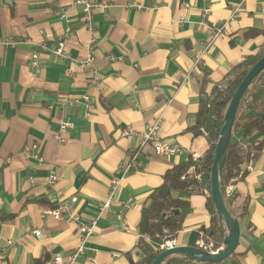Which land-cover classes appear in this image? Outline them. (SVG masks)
<instances>
[{"label":"crops","instance_id":"0c3cea01","mask_svg":"<svg viewBox=\"0 0 264 264\" xmlns=\"http://www.w3.org/2000/svg\"><path fill=\"white\" fill-rule=\"evenodd\" d=\"M97 1L109 6L94 11L91 42L76 0H0V264H59L55 255L77 250L78 226L44 214L58 204V190L66 201L77 197L73 206L83 221L96 222L76 264H148L138 247L144 204L169 169L209 149L206 134L190 129L203 78L208 92L264 42L262 34L246 35L264 27V0ZM63 39L64 59L55 53ZM34 49L40 50L39 70L29 64ZM90 51L97 83L80 66ZM160 116V137L180 148L174 155L140 147L139 135L122 133L126 126L141 132ZM66 120L73 126L61 144L56 133ZM260 137L255 132L245 141ZM33 144L43 161L35 149L25 153ZM135 151L142 167L125 169ZM52 171L54 186L48 184ZM114 178L118 188L102 210ZM208 192L187 197L191 207L175 245H196L209 227ZM226 192L235 212L247 210L237 248L243 264H264V150Z\"/></svg>","mask_w":264,"mask_h":264},{"label":"trees","instance_id":"16d2710c","mask_svg":"<svg viewBox=\"0 0 264 264\" xmlns=\"http://www.w3.org/2000/svg\"><path fill=\"white\" fill-rule=\"evenodd\" d=\"M257 33L264 36V27L262 29H250L246 35L251 36ZM263 56L264 42L255 55L245 58L226 79L215 84L208 92L206 90L208 81L203 78L197 122L190 129L195 134H206L210 144L209 149L204 157L196 160L190 158L188 161L169 169L164 175L163 183L149 195L144 204L138 247L143 251L144 260L148 264H152L162 252L159 248L160 244L166 240L175 239L182 229L184 210L191 207L187 197L194 193H205L206 189H209L207 207L210 211L211 220L203 237L207 243L213 244V249L223 245L228 230L225 220L218 213L210 193L215 148L224 124L226 110L236 89L253 65ZM255 132L261 134L259 140L247 143L245 139ZM239 133L242 136L240 139L235 137ZM263 150L264 70L253 80L241 100L220 178L221 191L226 206L239 221L246 216L247 210L243 208L241 212L237 213L231 208L226 192L227 187L246 173V165ZM190 166H195V171L192 173L188 171ZM163 264H243V262L242 255L236 250L226 259L215 263L196 261L185 255L174 254L168 256Z\"/></svg>","mask_w":264,"mask_h":264},{"label":"built area","instance_id":"2783aa9c","mask_svg":"<svg viewBox=\"0 0 264 264\" xmlns=\"http://www.w3.org/2000/svg\"><path fill=\"white\" fill-rule=\"evenodd\" d=\"M76 3L80 4L83 8V14H84V23L86 27L88 28L89 32L91 33V42H95L96 40V25L94 21V11L98 8H106L109 6L107 2H100L97 0H76ZM139 9H142V5L137 6ZM239 8H235L233 10V14L231 18H233ZM58 13L61 14L63 17H67L66 12H62L61 10H58ZM223 28H218L216 31V34H219L222 31ZM14 41L12 40H2V43H8ZM204 50L201 48L198 50V55L195 59V63L198 64L201 60L202 54ZM55 53L60 58H68V52L66 51V41L60 40L55 48ZM94 60L95 57L93 53L90 51L86 57V59L80 61V66L84 69H88L93 74V80L92 83H97L100 80V76L97 73L95 66H94ZM30 66L36 70H39L42 65V60L40 57V50L34 49L30 58ZM86 100H88V97H85ZM73 101L70 102L72 104ZM163 123V117H158L155 122L146 127L143 131L138 132L135 130L132 126H126L122 133L124 136H136L139 135L140 140V147L145 146H151V148L154 150L155 153L161 154V155H174L179 152L180 148L178 146L170 145L168 142L163 140L159 135V130L161 128V125ZM73 123L71 120L62 121L59 125V129L56 133V137L59 141V143H67L69 141V137L67 136V132L70 128H72ZM35 149L34 156L38 158L40 161L44 160V157L42 156L40 149L37 144H33L32 146H25V153L30 154L31 150ZM195 160L198 159L196 156L194 158ZM122 166L125 167V169H139L142 167V162L139 159V152L135 151L133 152L131 158L122 163ZM188 171L190 173L195 171V166H190ZM184 178V177H183ZM58 175L55 171H52L49 178H48V184L50 186H54L57 182ZM119 185V179L114 178L112 180L111 186H110V195L108 199L102 203L101 209L105 210L109 208L113 201V196L118 188ZM56 199L58 201V204L55 207L52 208H45L44 214L45 216H54L56 219H67L73 223H75L78 226L79 232H80V245L77 248L75 252H72L67 257H63L61 254L55 255L53 261L55 263L59 264H76L78 259L85 254L86 251V243L89 239V237L95 232V221L91 222H85L82 220L81 214L74 208L73 204L77 201V197H72L69 201H66L64 199L63 191L58 190L56 193ZM36 235L41 236V230L36 229L33 231ZM175 245V240H166L164 243L160 244L159 248L163 251L167 248L173 247ZM196 246L207 250L211 252H217L219 248L213 249L212 243H207L204 239V237H200L199 240L196 243Z\"/></svg>","mask_w":264,"mask_h":264},{"label":"water","instance_id":"95a60500","mask_svg":"<svg viewBox=\"0 0 264 264\" xmlns=\"http://www.w3.org/2000/svg\"><path fill=\"white\" fill-rule=\"evenodd\" d=\"M264 70V56L253 65L247 75L236 89L224 117L220 137L215 148L214 161L211 171V189L212 200L218 213L223 217L227 226V234L223 245L217 252L204 250L196 245H174L173 247L163 250L152 262V264H163L164 260L174 254L185 255L196 261L215 263L220 262L232 255L238 248L241 238L240 221L235 218L226 206V202L221 191L220 178L225 164V154L229 147L233 126L237 116L241 100L248 90L253 80ZM178 212V210H176Z\"/></svg>","mask_w":264,"mask_h":264}]
</instances>
